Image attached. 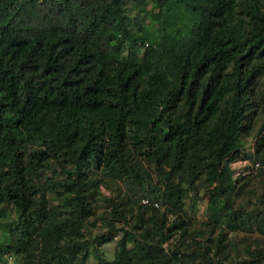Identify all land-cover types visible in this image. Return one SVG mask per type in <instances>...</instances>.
<instances>
[{
  "label": "trees",
  "instance_id": "1",
  "mask_svg": "<svg viewBox=\"0 0 264 264\" xmlns=\"http://www.w3.org/2000/svg\"><path fill=\"white\" fill-rule=\"evenodd\" d=\"M125 1L0 0V218L7 208L14 213L0 222L10 237L0 244V264L10 250L23 255L22 264H68L82 248L84 260L85 246L63 238L82 237L91 213L88 176H135L137 155L158 164L167 158L173 172L194 144L203 147L211 192L226 202L228 162L239 155L248 100L264 107V91H252L264 62L262 0H153L155 30L140 23L145 0H130L134 20ZM239 5L245 35L235 28ZM50 162L61 177L43 178ZM48 192L58 202L49 203ZM179 193L180 185L167 181L163 202L171 206ZM160 217L157 240L147 228L124 229L113 261L103 264H158L164 255L181 262L182 252L166 254L160 245L184 231V222ZM112 237L102 233L95 242ZM198 254L201 264H224ZM240 264H260L258 254Z\"/></svg>",
  "mask_w": 264,
  "mask_h": 264
},
{
  "label": "rangeland",
  "instance_id": "2",
  "mask_svg": "<svg viewBox=\"0 0 264 264\" xmlns=\"http://www.w3.org/2000/svg\"><path fill=\"white\" fill-rule=\"evenodd\" d=\"M152 2L153 0H145L143 16L140 15L139 19L142 25L155 30L156 20L149 15ZM125 3L134 20V16L137 15L136 9L132 8L130 0H126ZM262 8H264V0H262ZM234 19L235 28L245 35L246 26L243 23L248 18L241 11L240 5ZM254 61L252 60V63ZM231 67L232 62L225 71L229 72ZM261 72L252 90L255 94L264 91V62ZM248 102H251L247 114L250 115V119L245 123L247 127L240 132L238 138L239 155L228 162L230 187L224 192L225 204L222 203L221 196L215 191L211 192L213 183L208 182L205 171L209 155L203 147L194 144L188 162H184L173 172H170L167 158L162 159L158 164L149 156L137 155L132 157L137 167L135 176L124 171L121 176L101 173L98 175L95 173L93 177L87 175L91 185H86L88 197L85 203L90 206L91 213L84 215L82 220V237L78 240L63 238L64 243H80L85 246L87 255L84 260L81 259V252H84L82 248L68 264H103L106 261H113L117 248L116 240L124 229H134L137 234L147 228V237L152 241L157 240L160 215L163 213H166V223H171L172 220L183 221L185 230H174L160 246L166 254L170 250L182 252L184 258L181 262H176L166 259L164 255L158 259V264L162 263L160 262L162 260H164L162 264H201L198 253L211 263L220 261L224 264H240L258 254L260 264H264V144L261 143V139H264L261 131L264 107H253L252 98ZM216 119L217 117H213L204 123L205 137L206 129L212 126ZM255 162H258V165ZM187 164L189 166L185 169ZM54 169L56 167L52 162L46 165L43 168V178L51 180L61 177L56 173L57 169L55 172ZM169 180L178 183L182 189L179 197L177 195L172 197V207L165 204L162 199V190ZM29 181L38 182V174H31ZM47 196L49 203L52 204L58 202L60 197L52 192H48ZM143 197L159 200L158 203L161 204L159 203V207L152 210L149 205H141L140 198ZM13 215V211L7 208L0 222L11 219ZM228 216L233 218L228 219ZM106 232H112L113 237L97 244L96 237ZM8 243H10L9 231L0 225V244L3 246ZM127 247L130 248L131 244L127 243ZM194 251L197 253L192 256ZM9 254L10 263L6 262V256ZM1 257L6 264L23 263V255L11 250Z\"/></svg>",
  "mask_w": 264,
  "mask_h": 264
},
{
  "label": "built area",
  "instance_id": "3",
  "mask_svg": "<svg viewBox=\"0 0 264 264\" xmlns=\"http://www.w3.org/2000/svg\"><path fill=\"white\" fill-rule=\"evenodd\" d=\"M255 164L258 165V162H255ZM141 203L142 204H152L155 207L159 206V204H158V202L156 200H151V199H149L147 197L141 198ZM10 261H11V255L9 254V255L6 256V262L10 263Z\"/></svg>",
  "mask_w": 264,
  "mask_h": 264
}]
</instances>
